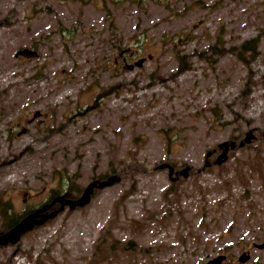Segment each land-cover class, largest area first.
<instances>
[{
  "label": "rangeland",
  "instance_id": "rangeland-1",
  "mask_svg": "<svg viewBox=\"0 0 264 264\" xmlns=\"http://www.w3.org/2000/svg\"><path fill=\"white\" fill-rule=\"evenodd\" d=\"M219 35L227 53L200 57ZM259 35L247 67L230 50ZM163 164L193 173L172 186ZM114 171L0 264H264V0H0V206L79 199Z\"/></svg>",
  "mask_w": 264,
  "mask_h": 264
},
{
  "label": "water",
  "instance_id": "water-1",
  "mask_svg": "<svg viewBox=\"0 0 264 264\" xmlns=\"http://www.w3.org/2000/svg\"><path fill=\"white\" fill-rule=\"evenodd\" d=\"M34 54L36 55V52H32L30 50H21L18 52L17 56H28ZM255 135H254V130H251L246 138L244 140H241L240 143H237L235 141H227L224 142L220 145V149L223 150L222 154L217 158L216 162L213 163L211 161H209V157L212 155V153H208L207 155V160L205 162V166L203 169L207 168V167H211L213 165H221L223 162H226L228 160L229 157V153L232 150H236L238 148H243L246 145L250 144L251 141L253 139H255ZM161 169H169V176L173 181H177V179L179 178L180 175L184 176L185 178H188L191 173H193V171L191 170L190 167H186L184 169H182L180 172L177 173V178L174 179L173 178V174H174V167L171 166L170 164H163L160 166ZM121 179V173L117 174L115 176L109 177L106 180H97L92 182L85 190V192L83 193L82 197L79 199H68L66 197H59L57 199L54 200V202L52 203V205H45L43 206L40 210L35 211L34 213H32L31 215L23 218L21 220V222L19 224H17L12 230L8 231L7 233L0 235V246H4L7 245L9 243L12 244H16L20 241L21 237L26 234L27 232L31 231L34 229L35 226H40L42 225L45 221L52 219L53 217H55L59 212L63 211L65 209V207H69L70 209L74 210L77 207H83L86 206L90 203L92 195L94 193V191L96 189H105L106 187L112 186L115 183L120 182ZM60 202L61 203V207L56 210L55 212L48 214V215H43L44 213H46L50 208H52L54 206L55 203ZM39 215L42 218V220H38L36 217H38ZM263 248L264 246H258ZM226 258L224 256H218L217 258L209 261L206 264H222V262L225 260ZM248 259V257L246 256V254H244L240 260L241 262H246Z\"/></svg>",
  "mask_w": 264,
  "mask_h": 264
},
{
  "label": "trees",
  "instance_id": "trees-1",
  "mask_svg": "<svg viewBox=\"0 0 264 264\" xmlns=\"http://www.w3.org/2000/svg\"><path fill=\"white\" fill-rule=\"evenodd\" d=\"M263 39L262 35H259L255 38L249 39L244 41L240 46L237 47H233L231 48V52H233V54H236V56L238 57V59L244 63L245 65H247V67L251 66V63L255 60H257L260 56V51H259V47L261 44V41ZM225 45V41L224 38L222 37V35H219L217 38V42L216 44H214L213 46H211L208 51L204 52V53H200V57H208L209 54L217 56V57H221L223 55H225L227 53V51L225 50L226 48H224ZM176 58L179 62V71L178 74L184 73L187 70H190L191 66L188 62V56L182 54L181 52L177 51L176 52ZM213 62H216L213 60ZM251 79H252V75L249 76V81L248 84L246 85V89L243 93V95L248 96L251 92V88H250V83H251ZM165 140L167 145L170 147L172 144V138L171 136H169V132L166 131L165 132ZM116 174L117 172L114 171ZM119 173V172H118ZM115 175V174H114ZM105 176H101L99 178V180H104ZM242 183L245 185L246 182L244 180H242ZM180 183H175L172 184L173 185H178ZM228 184V183H227ZM230 187V184H228ZM247 185V184H246ZM67 187L66 190H64V188ZM59 188H60V193L63 194V191L66 192L65 195H67L68 197L71 195H75V193H80L79 189L77 188L76 190H74V188H76L75 186V182L73 181L72 178L67 177V176H63L59 178ZM175 188V187H174ZM180 188H175V189H170V191H173L174 194H178ZM96 191V190H95ZM58 193V192H57ZM56 194L55 192H53L51 199H50V203L53 202V200L56 199ZM57 206L60 208L61 206H59V204H57ZM33 211V210H31ZM28 211V212H31ZM28 212H22V213H14L12 210V207L9 205H3V208L0 206V213L3 215L4 219H5V224L6 227L4 230H1L0 235H3L4 233L12 230L17 224H19L21 222V220L23 218L26 217V215L28 214ZM116 243H118V241H115Z\"/></svg>",
  "mask_w": 264,
  "mask_h": 264
},
{
  "label": "flooded vegetation",
  "instance_id": "flooded-vegetation-1",
  "mask_svg": "<svg viewBox=\"0 0 264 264\" xmlns=\"http://www.w3.org/2000/svg\"><path fill=\"white\" fill-rule=\"evenodd\" d=\"M28 56H30V55H28ZM221 153H222V152H221ZM174 169H175V170H174L173 178L176 179V178H177V173L180 172L181 170H177L176 168H174ZM168 170H169V169H168ZM181 178L187 179V178H185L184 176L180 175L179 178L177 179V181H173V182L176 183V182L180 181ZM188 178H189V177H188ZM170 179H171V178H170ZM53 201H54V200H53ZM52 203H53V202H52ZM46 205H47V204H46ZM43 206H45V205H43ZM43 206H42V207H43ZM42 207H41V208H42ZM57 207H58V206H57ZM57 207H56V206H53L52 209H50L48 212H46V213L43 214V215H46V214H48V213H51V212L57 210V209H58ZM41 208H39V209H37V210H40ZM37 210L35 209V210L31 211V212H28V214L26 215V217L29 216V215H31L32 213H34V212L37 211ZM40 216H42V215H39L38 217H40ZM38 217H36V218H38Z\"/></svg>",
  "mask_w": 264,
  "mask_h": 264
}]
</instances>
